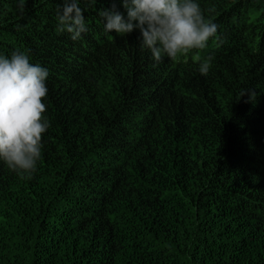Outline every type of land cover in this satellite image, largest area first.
Segmentation results:
<instances>
[{"label":"trees","instance_id":"1","mask_svg":"<svg viewBox=\"0 0 264 264\" xmlns=\"http://www.w3.org/2000/svg\"><path fill=\"white\" fill-rule=\"evenodd\" d=\"M198 3L216 37L157 63L104 30L112 0H80L75 41L63 0H0V55L48 69L50 123L30 179L0 160V264H264V0Z\"/></svg>","mask_w":264,"mask_h":264},{"label":"clouds","instance_id":"2","mask_svg":"<svg viewBox=\"0 0 264 264\" xmlns=\"http://www.w3.org/2000/svg\"><path fill=\"white\" fill-rule=\"evenodd\" d=\"M26 0H18L21 14ZM95 4L97 0H87ZM117 3L126 9L125 16ZM80 0H63L58 12V30L67 32L75 41L88 31L79 6ZM104 30L117 34L139 31L142 49L150 51L157 63L165 57L172 61L193 50L202 51L216 37L218 25L206 18L198 0H112L110 8L100 11ZM212 56L196 57L201 75H207ZM24 51L0 55V160L21 178L30 179L41 159L43 134L50 127L44 117L47 106L48 69L31 63ZM255 100L256 91H244Z\"/></svg>","mask_w":264,"mask_h":264}]
</instances>
